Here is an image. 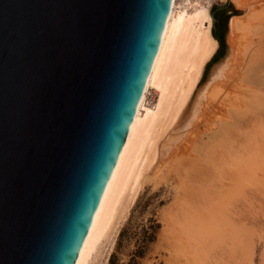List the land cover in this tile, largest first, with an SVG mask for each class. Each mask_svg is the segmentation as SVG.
<instances>
[{"label": "water", "instance_id": "obj_1", "mask_svg": "<svg viewBox=\"0 0 264 264\" xmlns=\"http://www.w3.org/2000/svg\"><path fill=\"white\" fill-rule=\"evenodd\" d=\"M170 3L0 0V264H74Z\"/></svg>", "mask_w": 264, "mask_h": 264}, {"label": "bare ground", "instance_id": "obj_2", "mask_svg": "<svg viewBox=\"0 0 264 264\" xmlns=\"http://www.w3.org/2000/svg\"><path fill=\"white\" fill-rule=\"evenodd\" d=\"M213 1L171 0L144 89L74 264L94 263L101 244L115 233L145 183V171L155 162L167 173L175 204L184 201L188 212L189 208L208 211V197L222 190L226 136L232 133L237 140L240 128L234 89L242 75V50L238 17L232 16L229 54L202 84L205 67L218 48L212 35ZM231 1L245 5L242 0ZM151 90L156 94L153 101L147 99ZM228 107L233 110L232 124L225 121Z\"/></svg>", "mask_w": 264, "mask_h": 264}, {"label": "rangeland", "instance_id": "obj_3", "mask_svg": "<svg viewBox=\"0 0 264 264\" xmlns=\"http://www.w3.org/2000/svg\"><path fill=\"white\" fill-rule=\"evenodd\" d=\"M242 2L244 6L231 1L226 13L236 12L228 23L232 16L238 17L242 75L234 89L238 94H232L238 95L234 101L240 128L237 140L232 139V133L226 136L222 190L208 197V211L189 208L188 212L184 201L182 206L175 204L166 171L164 174L157 162L153 163L145 171V183L125 217L119 220L115 233L101 244L95 264L107 263L124 227L138 234L154 231V239L146 245L142 260L145 264H264V0ZM225 3L226 0H214L210 10L213 5ZM228 35L225 31L223 54L206 65L202 84L229 54ZM154 94L151 90L153 98ZM226 114L225 121L232 124V107ZM134 246L132 239L119 257L125 260ZM202 253L205 254L201 256Z\"/></svg>", "mask_w": 264, "mask_h": 264}, {"label": "trees", "instance_id": "obj_4", "mask_svg": "<svg viewBox=\"0 0 264 264\" xmlns=\"http://www.w3.org/2000/svg\"><path fill=\"white\" fill-rule=\"evenodd\" d=\"M216 5H213L212 11H214V17L216 21L214 27L212 28V35L218 41L217 52L212 56L211 62L216 61L221 54H223V49L225 47V31L227 30V20L228 18L235 14V10L230 14H226L228 10L215 11ZM210 61L207 63H210ZM152 228H156V225H152ZM132 239L135 240V246L132 250L127 253V258L122 260L119 254L125 250L128 242ZM154 239L153 233H148L144 231L142 234L137 232H131L128 228H122L118 234L113 251L110 253L108 261L106 264H145L142 260L145 255L146 245Z\"/></svg>", "mask_w": 264, "mask_h": 264}, {"label": "built area", "instance_id": "obj_5", "mask_svg": "<svg viewBox=\"0 0 264 264\" xmlns=\"http://www.w3.org/2000/svg\"><path fill=\"white\" fill-rule=\"evenodd\" d=\"M151 98H152L151 93H148V94H147V99H148V100H151Z\"/></svg>", "mask_w": 264, "mask_h": 264}]
</instances>
